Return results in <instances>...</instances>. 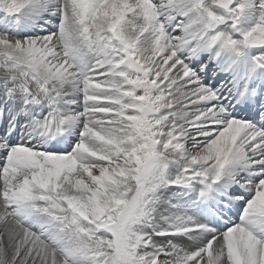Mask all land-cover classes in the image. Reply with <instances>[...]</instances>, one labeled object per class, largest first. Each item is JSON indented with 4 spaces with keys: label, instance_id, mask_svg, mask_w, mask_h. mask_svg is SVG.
Instances as JSON below:
<instances>
[{
    "label": "snow or ice",
    "instance_id": "6c2138e0",
    "mask_svg": "<svg viewBox=\"0 0 264 264\" xmlns=\"http://www.w3.org/2000/svg\"><path fill=\"white\" fill-rule=\"evenodd\" d=\"M0 264H264V0H0Z\"/></svg>",
    "mask_w": 264,
    "mask_h": 264
}]
</instances>
